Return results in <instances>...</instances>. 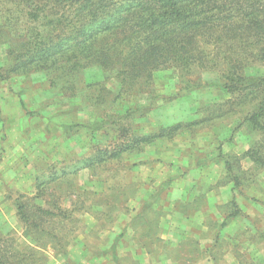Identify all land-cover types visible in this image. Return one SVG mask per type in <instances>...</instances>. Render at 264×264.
<instances>
[{"label": "rangeland", "instance_id": "rangeland-1", "mask_svg": "<svg viewBox=\"0 0 264 264\" xmlns=\"http://www.w3.org/2000/svg\"><path fill=\"white\" fill-rule=\"evenodd\" d=\"M36 4L49 11L63 2L0 0V234H10L13 247L31 246L15 200L48 181L47 205L73 210L62 225L75 233L72 243L79 241L67 249L80 250L77 264H264V167L244 156L256 135L241 126L233 98L219 86L222 70L195 68L187 82L177 69L159 70L153 95L134 92L129 102H111L117 81L94 66L82 70L74 84L60 77L53 86L49 72L60 65L41 66L38 58L54 50L56 44L44 39L57 31L52 29L62 13L39 14L35 21L30 14ZM249 72L263 70L253 65ZM98 84L112 93L99 97ZM133 100L152 108L136 107L122 119L134 133L127 139L169 136L85 168L87 157H106L97 147L116 140L107 125L94 129V123L107 112L123 113ZM227 158L235 161L230 171ZM65 171L70 176L51 182ZM237 208L241 214L233 216ZM132 244L145 245L149 255L130 254ZM51 251L64 258L48 248L41 264H49ZM36 253L29 248L26 256ZM70 253L67 263L77 255Z\"/></svg>", "mask_w": 264, "mask_h": 264}, {"label": "trees", "instance_id": "trees-1", "mask_svg": "<svg viewBox=\"0 0 264 264\" xmlns=\"http://www.w3.org/2000/svg\"><path fill=\"white\" fill-rule=\"evenodd\" d=\"M62 2L63 5L53 6L49 11L36 4L34 13L30 14L35 21H40L39 14L47 17L62 13L52 29L57 31L50 32L44 39L56 44L54 50L47 57L38 58L41 66L54 68L60 65L49 72L53 86L60 77L64 83L74 84L82 70L94 66L110 72L117 81L118 91L111 102L118 99L129 102L134 92L153 95L150 88L159 70L177 69L181 81L187 82V76L195 68H220L222 82L219 86L233 98L230 103L241 114V126L249 135H256L244 156L256 166L264 167V0ZM52 23L54 25V20ZM61 41L64 42L59 43ZM253 65L260 66L263 72H249ZM98 86L99 97L105 98L112 93L111 89ZM132 104L133 107L123 106V113L107 112L101 116V121L94 123V129L107 125L116 140L102 148L97 147L106 157L100 159L96 155V160L87 157L85 168L119 159L137 143L169 136L160 132L135 135L133 142L128 140L134 133L122 119L130 117L136 107L138 110L152 108V103L141 104L138 100H133ZM225 162L230 171L235 161L227 158ZM76 174L77 169L72 175ZM67 176H70L67 171L62 172V176L56 173L51 182ZM47 185L48 181H39L34 194L18 193L16 213L23 223V237L31 246L16 242L13 247L10 234H0V264H41L48 248L67 255L68 247L79 242L72 243L75 233L64 231L62 225L72 217L73 210L56 202L47 205L44 198ZM239 214L241 211L237 208L233 216ZM29 248L35 249L38 255L27 257Z\"/></svg>", "mask_w": 264, "mask_h": 264}, {"label": "crops", "instance_id": "crops-1", "mask_svg": "<svg viewBox=\"0 0 264 264\" xmlns=\"http://www.w3.org/2000/svg\"><path fill=\"white\" fill-rule=\"evenodd\" d=\"M6 228L7 229H5V230H6V232H8L10 230V227L7 226ZM2 230L5 231L4 229H2ZM127 249H128V252L130 254L134 255V256H137V253H141L142 255H146V256L149 255V250L143 244H141V245H139V244H132L131 246L127 247ZM73 250H75V252H76V253H73V255L74 254H77V255L74 256V259H72V262L70 261V262L67 263L64 259L65 258H68L70 256V254H71L70 252H72ZM73 250H71L67 255H64V258H60V259L59 258H56L54 256V254L52 253V251L49 252L50 253V257L49 258L51 259V261H49V264H77V263L73 262V260L77 262L78 259L81 258V256L78 255V254H82V253H80V250L79 249L74 248ZM121 251L122 252H125L123 250H121ZM142 255L140 257H138V258L141 259ZM71 256H72V254H71ZM142 262L143 263L146 262V259L142 260ZM147 262H148V258H147ZM154 264H160V263L157 262V261H155Z\"/></svg>", "mask_w": 264, "mask_h": 264}]
</instances>
